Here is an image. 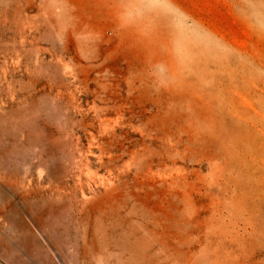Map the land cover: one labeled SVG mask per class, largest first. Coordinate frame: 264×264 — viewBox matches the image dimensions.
I'll list each match as a JSON object with an SVG mask.
<instances>
[{"label": "rangeland", "instance_id": "374dc122", "mask_svg": "<svg viewBox=\"0 0 264 264\" xmlns=\"http://www.w3.org/2000/svg\"><path fill=\"white\" fill-rule=\"evenodd\" d=\"M117 4L0 0V264H264V0Z\"/></svg>", "mask_w": 264, "mask_h": 264}, {"label": "clouds", "instance_id": "9594fccd", "mask_svg": "<svg viewBox=\"0 0 264 264\" xmlns=\"http://www.w3.org/2000/svg\"><path fill=\"white\" fill-rule=\"evenodd\" d=\"M162 3H165V0H118L117 18L125 27L143 25L145 32H147L150 30V24L146 23L149 18L159 11L166 12L158 7H149V5ZM184 15L187 16L186 13ZM249 19L253 30L264 35V12L252 11L249 14ZM199 31L202 34L206 32L203 28H200ZM179 36L174 39V44L175 40L179 39ZM165 69V72L161 74L160 68L155 65L153 71L157 78L164 79L167 76V68L165 67Z\"/></svg>", "mask_w": 264, "mask_h": 264}]
</instances>
